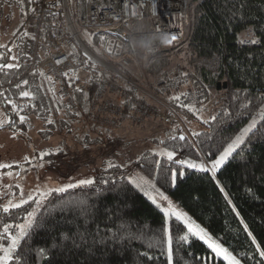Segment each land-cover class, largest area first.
I'll list each match as a JSON object with an SVG mask.
<instances>
[{"label":"trees","instance_id":"16d2710c","mask_svg":"<svg viewBox=\"0 0 264 264\" xmlns=\"http://www.w3.org/2000/svg\"><path fill=\"white\" fill-rule=\"evenodd\" d=\"M13 2L24 22L16 35L15 48L0 56V86H6L0 87V105L9 116L5 127L20 125L25 129L26 121L21 122L13 110L15 100L27 105L19 113L45 117L53 100L49 91L53 82L44 73L27 72V25L35 0ZM21 3L26 6L21 8ZM246 27L252 29L253 39L259 43L235 42V36L242 38ZM100 36L106 40L108 35H94L95 46L102 51ZM127 49L142 65L144 75L152 69L162 83L174 67L180 66L183 87L203 88L204 100L212 92L216 94L214 112L205 120L198 118L189 106L173 104L188 124V132L155 138L165 149L198 163L215 159L256 117L244 142L214 178L153 151L143 152L137 164L216 242L229 249L240 264H262L264 257L259 252L264 251V0H189V27L180 44L167 46L151 58L137 52L135 44H129ZM219 82L226 86L217 90ZM23 91L30 95L21 96ZM74 95L79 107L88 104L89 92L75 90ZM180 135L186 139L179 140ZM169 169L185 175L173 185L169 182ZM79 201L85 203L81 205ZM32 204L29 201L8 213L1 211L0 231L4 223L23 221ZM37 216L36 226L22 240L14 254L17 259L10 264H166L167 237L161 230L162 213L125 177L102 176L90 186L53 192ZM173 221L174 218L169 221L174 234L173 264H224L203 241L191 237L181 242L179 237L185 235L186 229L179 231L181 226ZM41 248L45 250L43 255Z\"/></svg>","mask_w":264,"mask_h":264},{"label":"built area","instance_id":"2783aa9c","mask_svg":"<svg viewBox=\"0 0 264 264\" xmlns=\"http://www.w3.org/2000/svg\"><path fill=\"white\" fill-rule=\"evenodd\" d=\"M188 27L189 0H35L27 25V72L50 77L61 101L72 111L78 107L74 91L89 92L88 105L101 124L138 128L158 123L165 136L187 134L173 104L192 106L204 97L203 88L180 94V66L162 83L152 69L147 77L134 74L136 59L127 46L135 44L137 52L151 58L167 46L180 44ZM96 34L108 35L102 51L93 41ZM159 37L167 42L161 43ZM241 39H253L250 27ZM93 61L96 68L91 67ZM177 95L180 99H173ZM14 104L18 111L27 109L20 99Z\"/></svg>","mask_w":264,"mask_h":264},{"label":"rangeland","instance_id":"374dc122","mask_svg":"<svg viewBox=\"0 0 264 264\" xmlns=\"http://www.w3.org/2000/svg\"><path fill=\"white\" fill-rule=\"evenodd\" d=\"M13 15H16V11H12ZM22 20L23 18H19L18 28H22L24 22ZM5 29H7L6 25L1 28L3 35ZM9 36L10 34L3 37L4 44L7 43ZM131 71L134 74H142V65L136 60ZM187 87V85L182 86L184 91ZM49 91L52 93L53 100L50 101L51 107L45 117L39 118L33 114L19 113L13 104V110L19 114L20 118L24 117L27 123L25 129L20 125L5 127L4 125L9 122V116L0 105V165H8V167H0V209L4 207L11 209L12 204H19L21 200H28L29 197L32 198L29 201L38 200L41 198V192H51L54 189L66 187L69 183L76 184L85 179L96 182L102 176L112 179L125 177L128 180L144 177L154 183L151 178L142 173L137 159L145 151L170 152L154 140L165 136L161 124L146 123L138 128L101 124L93 118L87 102L83 108L78 105L77 110L73 112L62 103L54 83L49 86ZM204 98L189 108L198 118L205 120L214 112L216 94L212 92L210 97L206 100ZM255 119L256 117L250 119L243 128L255 122ZM181 120L188 127L185 120L182 118ZM161 156L166 157V155ZM180 159L188 160L189 158L176 154L174 160ZM109 162L114 166L107 167ZM160 191L168 197V201L153 192L157 203H160L162 207H168L170 201L176 211L186 213L194 224L204 228L211 240L216 242L210 232L182 208L168 192L161 189ZM33 209L36 213L39 210L35 203L32 204L30 211ZM24 219L19 223H23ZM16 231L15 228L12 230L13 233ZM186 234H188L187 230ZM191 237L189 235V239ZM8 242L7 239L0 240V243H4L5 246ZM221 247L227 249L223 245ZM227 251L235 256L229 249ZM213 254L215 258L222 259ZM0 255L3 253L0 252ZM224 264L227 262L224 261Z\"/></svg>","mask_w":264,"mask_h":264},{"label":"snow or ice","instance_id":"6c2138e0","mask_svg":"<svg viewBox=\"0 0 264 264\" xmlns=\"http://www.w3.org/2000/svg\"><path fill=\"white\" fill-rule=\"evenodd\" d=\"M98 39L101 42L102 46L104 43H106L105 37L100 36L98 37ZM171 39L175 40L176 37L173 36ZM87 42L89 45H93V41L90 37L87 38ZM168 42L170 43L171 41ZM235 42L240 45L259 43L257 39L244 40L241 39L238 35L235 36ZM108 51L110 52L111 49L109 48ZM97 55L100 56L101 54L97 51ZM85 56H87V53H85ZM88 59L91 60V57H89ZM7 67L11 68L12 65H7ZM91 67L96 68L97 62L93 61L91 63ZM24 83L27 84V81H24ZM29 95L30 93L27 91L21 92V96L28 97ZM173 99L179 100L180 97L176 96ZM185 107H187V105H185ZM189 110H191V108H189ZM20 119L21 122H23L24 117H21ZM254 126H255V122L250 124L248 127L243 128L240 134L235 136V139H233L230 143H227V146L223 148V151L219 152V154L216 156L215 159L209 158L207 160H202L199 163L191 159L188 160L180 159L179 161H175V162L181 166H186L188 169H192L205 174H211V176L214 178L217 171L227 161H229V158L233 157V154L236 152L237 147L244 142V137L249 133V131ZM195 135H201V134L195 133ZM173 139H177V137H173ZM178 139L185 140L186 138L183 135H180ZM156 155H166L167 160L174 161V157L176 156V153L174 151H170L167 153H157ZM113 166L114 165L111 162H109L107 165V167L109 168ZM0 167H8V165H0ZM169 174H170L169 182L173 185H175L178 178L183 177L185 175V173L182 171L179 170L173 171L171 169H169ZM94 183L95 181L92 179L80 180L76 184L69 183L66 187H60L52 190L51 192L49 191L41 192L40 193L41 198L38 200H33L32 202L36 204L37 208H42L44 207L45 201H47V199L49 198L50 195L53 194V192L64 193L68 189H73L85 185L90 186L93 185ZM104 183H107V181H104ZM128 184L143 192V194L152 202V204L155 205V207L159 210V212L162 213L161 230L164 236L167 237L166 264H173V260H174V234L169 227V221L171 218H174L173 224L178 222L179 225L181 226L178 229L179 231H183L184 229L187 230L188 234L179 237V240L181 242H187L189 240V235H191L192 237H195L198 240L203 241L205 244H207L208 248L211 249L216 256L221 257L223 261H226L227 264H240V260H238L231 253H229L227 249L221 247L220 244L216 243L215 241H212L211 237L209 236V233L206 232L204 228L194 224L186 213L176 211L175 208L172 207L170 201L168 207H162L160 203H157L156 196L152 194L153 192H155L159 197H161L165 201H168V197L164 195V193L161 192L159 188H157L155 183L146 180L144 177H137L134 179H129ZM220 190L223 192L222 188ZM29 200H32V198L29 197L28 200H21L19 204H12L11 208H21L23 205L28 204ZM78 203L83 205L85 201H79ZM0 210H2L4 213H8L10 211V208L4 207ZM38 220L39 217L37 216L36 210L33 209L32 211H27V216L25 217L23 223H17L15 225H10L7 223L3 224V230L2 232H0V240L7 239L9 242L7 243V246H5L4 243H0V252L3 253V255H0V264H10V262L17 259V257L14 254L17 252V249L21 245L22 240L26 239L30 233V230L36 226ZM13 228L17 230L15 233L12 232ZM249 235H251V233H249ZM252 242L255 243L254 238ZM39 252L40 254L43 255L45 253V250L41 248L39 249ZM259 254L261 257H264V251H260ZM262 264H264V262H262Z\"/></svg>","mask_w":264,"mask_h":264},{"label":"flooded vegetation","instance_id":"af4514ba","mask_svg":"<svg viewBox=\"0 0 264 264\" xmlns=\"http://www.w3.org/2000/svg\"><path fill=\"white\" fill-rule=\"evenodd\" d=\"M17 6L18 5L14 3L13 0H0V56L3 52L9 53V51H12L15 48L16 42L14 39H16L21 32V28H18L17 22L19 18L22 17L17 12ZM24 6H26V3H21V8H24ZM12 11H16V15L12 16ZM5 25L7 26V29H5L6 31L3 35L1 28ZM9 34L10 36L7 43L4 44L3 37Z\"/></svg>","mask_w":264,"mask_h":264},{"label":"water","instance_id":"95a60500","mask_svg":"<svg viewBox=\"0 0 264 264\" xmlns=\"http://www.w3.org/2000/svg\"><path fill=\"white\" fill-rule=\"evenodd\" d=\"M222 86L225 87V86H226V83L224 82L223 85H221L220 82L217 83L216 89H217V90H220Z\"/></svg>","mask_w":264,"mask_h":264},{"label":"clouds","instance_id":"9594fccd","mask_svg":"<svg viewBox=\"0 0 264 264\" xmlns=\"http://www.w3.org/2000/svg\"><path fill=\"white\" fill-rule=\"evenodd\" d=\"M160 41H161V43H166L167 41H166V38H164V37H159L158 38ZM150 50V49H149Z\"/></svg>","mask_w":264,"mask_h":264}]
</instances>
